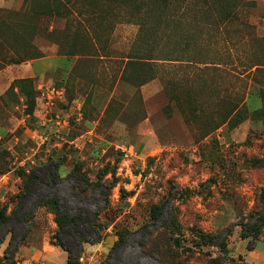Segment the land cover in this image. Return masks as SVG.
Instances as JSON below:
<instances>
[{
  "label": "rangeland",
  "instance_id": "374dc122",
  "mask_svg": "<svg viewBox=\"0 0 264 264\" xmlns=\"http://www.w3.org/2000/svg\"><path fill=\"white\" fill-rule=\"evenodd\" d=\"M165 3L0 0V207L61 162L55 183L37 173L26 220L0 229V264H67L49 197L102 226L61 236L73 264H158L154 249L226 264L200 238L229 229L230 259L264 263V224L241 237L264 213V0ZM136 54L154 61L132 67ZM76 164L103 187L74 189Z\"/></svg>",
  "mask_w": 264,
  "mask_h": 264
},
{
  "label": "trees",
  "instance_id": "16d2710c",
  "mask_svg": "<svg viewBox=\"0 0 264 264\" xmlns=\"http://www.w3.org/2000/svg\"><path fill=\"white\" fill-rule=\"evenodd\" d=\"M164 2H166L165 4H167V0H163ZM228 13V12H227ZM144 40L145 41V34L142 33V35L140 36V41ZM131 61L129 63L130 66L132 67H136V68H143L148 66V64H151V61H154L152 58H148L147 60L145 58H143V56L137 55L135 57H130ZM157 60V59H155ZM236 110V108H233V110L229 111L228 114L225 117V121L218 125L221 126L223 124L226 123L227 119L230 118V116L234 113V111ZM217 126V127H218ZM61 165V162H54V161H49L48 164L42 165L34 170H32L30 172V174L28 175L27 178L24 179V183H23V188L17 193L15 194L12 199L11 202L13 203V208L11 210V213L8 214L7 210L8 207L6 205H3L0 207V229L4 226H6L7 224H9L10 222H17L20 223L22 220H26V217H28V213L26 211V201L27 199L30 197V195L33 192V189L36 186L37 181L39 180V177L37 175V173H41L42 175H44L46 178H48L52 183H55V180L58 176V169ZM75 176L77 179V185L74 187V189H79L81 187V183H83L84 185L87 186H93L95 188H102L103 186H101L100 181L98 180L97 182H90L87 176H84L82 174V169L80 167L79 164L75 165V168L73 170V172L70 175ZM105 199L107 201V194H104ZM1 200V197H0ZM166 204H162L159 205L158 207L154 208L152 210V219H153V225H156L158 222L161 221L163 213L165 212V207H167V204H169V202H165ZM42 206H49L52 207V209L54 210V213L56 215V223L58 226V230L56 233V238L59 239V246L67 251L69 253L68 256V262L67 264H73L72 260V253L70 250H68V248L66 247V245L63 243L61 236H70L72 233L73 234H77V229L79 226L86 225L89 224L91 225V228L93 229L94 232H96L99 236L102 235V231L101 229V224L97 221L98 217H95V221L93 223H90L87 219H85L84 217H82L81 214H76V215H69L67 214L64 209L63 206L60 204L59 200L56 197H49L46 198L45 200L42 201ZM253 218H256V224L254 226H249L247 224L243 225V229H242V233H241V237L242 239H247L250 237L251 232L253 234H255L256 238L258 237L261 229L260 226H262L264 224V213H254ZM252 218V219H253ZM164 227V226H163ZM246 228L250 229L251 232H247ZM161 232V231H160ZM233 230L229 229L227 231V233L223 236V237H217L214 234H202L200 239H203L205 241H209L210 243H212V245H215L216 247H218L220 249V251L223 254V258H221V261L225 262L226 264H236V262L232 259L229 258V250L227 248V237L230 236L232 234ZM159 234V233H158ZM162 236L164 238V234L160 233V235H158L157 237ZM126 238L127 235L125 234H121L119 235V240L118 243L116 244V247L119 244H124L126 242ZM1 242H4V238H1ZM11 249V248H10ZM10 249H8L5 253L6 257L8 256L10 259H13L15 253L18 250V246L16 245L14 247V251L12 253H10ZM154 249V248H153ZM176 249H168L166 252L167 257H169V260H162L161 256L164 252H161L160 250H155V253L159 256L158 258V264H185V261H183L181 258L184 257V254H181L178 251H175ZM191 256V255H190ZM188 256V257H190ZM207 264V262H205Z\"/></svg>",
  "mask_w": 264,
  "mask_h": 264
},
{
  "label": "crops",
  "instance_id": "0c3cea01",
  "mask_svg": "<svg viewBox=\"0 0 264 264\" xmlns=\"http://www.w3.org/2000/svg\"><path fill=\"white\" fill-rule=\"evenodd\" d=\"M43 61H45V60H40V62H37V64H34V65H39L40 63H42ZM37 68V67H36ZM1 101V100H0ZM3 105V104H2ZM5 135V133H4V130L1 128V126H0V140L2 139V137ZM2 178H4V176H0V179H2ZM246 259V261H247V263L248 264H256L254 261H248L247 260V258H245ZM28 262V261H27ZM261 264H264V263H261Z\"/></svg>",
  "mask_w": 264,
  "mask_h": 264
}]
</instances>
